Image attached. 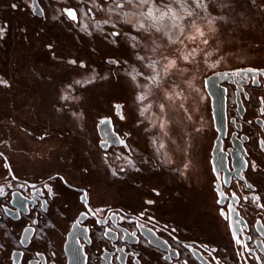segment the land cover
Segmentation results:
<instances>
[{"label":"flooded vegetation","instance_id":"af4514ba","mask_svg":"<svg viewBox=\"0 0 264 264\" xmlns=\"http://www.w3.org/2000/svg\"><path fill=\"white\" fill-rule=\"evenodd\" d=\"M104 2L0 0V28L4 29L0 81L6 82H0V264H264V208L258 206L264 204V151L260 148L264 140V114L260 111L264 55L229 58L205 75L224 71L219 83L224 90V128H216L212 100L205 90L202 152L198 149L192 154L196 145L186 143L189 156L197 157L198 163L189 165V179H179L181 171L174 165L177 182L166 180L156 160L153 170L137 165L131 172L121 165L117 168L125 174L122 177L132 180L124 184L125 179H116L114 196H98L94 195L98 170L79 163L72 170L69 163L60 166L53 162L58 153L70 160L71 139L68 129L55 132L51 119L38 115L34 103L42 80L56 77L63 87L72 71L77 73L75 69H85L92 62L122 65L121 55L128 50L121 41L124 26L112 29L120 34L107 51L88 45L81 33L83 17L100 16ZM124 7L135 9L130 4ZM65 9L73 10L77 19L70 18ZM72 27L79 33H73ZM97 38L90 37L94 42ZM233 72L238 75H231ZM108 88L113 94L103 96V103L100 96L101 101L84 109L96 149L112 159L124 154L149 155V135L130 105L128 88L124 94L116 92L117 84ZM21 103H29L28 108ZM117 105L121 106L119 114ZM102 120L110 123L101 124ZM54 134L62 143L57 150V145H47ZM178 146L179 162L184 146ZM24 158L31 163H24ZM245 161H255L257 170L250 163L245 167ZM73 172L77 175L71 177ZM198 183L201 195L195 197L193 187ZM85 193L87 207L81 200ZM253 196L260 201L254 203ZM89 208L103 211L92 215ZM100 219L107 222L97 223ZM74 223L76 237L68 243Z\"/></svg>","mask_w":264,"mask_h":264},{"label":"rangeland","instance_id":"374dc122","mask_svg":"<svg viewBox=\"0 0 264 264\" xmlns=\"http://www.w3.org/2000/svg\"><path fill=\"white\" fill-rule=\"evenodd\" d=\"M106 1V4L103 3V11L100 16L92 18L85 15L83 17L84 26H80V28L84 29V32L81 33L88 39V45L107 51L108 47L115 46V41H117V38L110 35L112 29L124 26L121 41L128 50H125V53L121 55L122 65L115 67L103 62L99 66L92 62L85 69H75L77 73L72 71L70 81L66 82L63 87L59 85V79L56 77L42 80L43 86L39 89L37 103H34L40 117L51 119L55 132L63 128L69 130L71 158L68 160V156L63 158L62 154L58 153L55 154L53 162L59 163L60 166L69 163L71 169L78 163L88 164L98 170L94 179V195L98 196L103 193L114 196L115 188L112 184L116 183V179H125V182L122 181L124 184H128L132 180L130 176V178L122 177L125 174L118 171L117 168L121 165L131 172L137 165L153 170L156 160L163 168L166 180L177 182L178 178H175L177 177L175 175L178 173L176 172L178 169L181 171L179 179H189L187 174L191 172L189 165L198 163L196 162L197 157L189 156L186 143L190 141L194 146L196 145L194 150L192 149V154L198 149L202 152L200 148L205 138L203 132L206 126L207 96L203 78L208 72L226 64L229 58L240 60L255 55H264V0H204L205 7L203 8H195L193 5L195 12L198 13L196 23L205 31V38L209 40L208 45L202 44L199 38L195 42H191L187 39L189 35L187 30L184 36H181L179 28H173V22L170 19L159 22L160 32H156L154 28H150L148 31H136L133 25L138 22H143L146 25L152 23L151 19L140 15L142 11L147 12L150 5L146 4L142 8L134 10L124 7L123 10L118 9L115 12L109 10V0ZM160 8L161 11L164 10L162 4ZM126 12L127 16H125ZM153 13L156 16L160 15V12L155 9H153ZM178 15L183 16L185 13L181 11ZM209 21L212 23L209 24ZM180 26L183 27L184 22H181ZM210 28L214 31H209ZM72 29V32L79 33L76 28L72 27ZM91 35H97L98 38L95 42L91 41ZM132 36H136L137 39L134 41ZM169 36L172 39L179 38L183 40V43L178 40L176 44H170ZM157 45H159L158 48ZM194 47L197 48L195 59L186 63L183 55H186ZM153 49L156 50L153 51ZM205 52H212L213 55L205 58ZM138 56L148 59L139 60ZM164 56L176 58L177 67L170 69L166 76L163 72L160 73L163 79L160 81L159 87L150 85L142 76H138L135 81L131 79L129 73H131L132 67H135L137 71L142 70L152 75L153 70L148 67V64L152 60H159L162 67L167 63L163 59ZM215 60H219V63L215 67H211L210 65ZM116 83L123 85L124 89L128 88L127 96L130 105L136 110L137 120L149 135L151 152L147 156L136 157L124 154V156H120V159H112L102 155L94 145L92 129L86 125V121L90 123V119L84 117V109L91 104L94 105L96 101H101V97V103H103L105 99L103 96L113 94V90L108 88L109 85ZM138 85L145 87L142 88ZM142 92L146 94L147 99L141 103L137 100V96ZM176 92L181 93L179 98L168 99L169 94ZM26 104L29 103L20 105L27 109L28 107L25 108ZM161 104L165 105L163 112L160 108ZM181 104L183 107L180 106ZM145 107L148 110L141 116L140 112ZM161 119L165 124L163 130L159 126ZM51 143L54 146L57 145L55 150L60 149L62 145L58 142L56 134L47 145ZM160 143L165 145L163 149L159 148ZM180 144L184 146V153L178 162V145ZM40 147L44 149L43 143L40 144ZM23 162L31 163L27 158H24ZM174 165H178L176 170ZM181 165L182 167L179 168ZM183 169L186 170L183 172ZM113 172L117 174L113 175ZM76 175L77 172L70 173L71 177ZM134 179L137 184L138 179ZM193 190L196 191L195 197L201 195V183L194 185Z\"/></svg>","mask_w":264,"mask_h":264},{"label":"snow or ice","instance_id":"6c2138e0","mask_svg":"<svg viewBox=\"0 0 264 264\" xmlns=\"http://www.w3.org/2000/svg\"><path fill=\"white\" fill-rule=\"evenodd\" d=\"M93 4L96 5V0H92ZM125 4H130L132 5L133 8H142L144 5L149 4V8L147 12H141L140 15H143L146 19H151L152 23L146 25L143 22H138L137 24L133 25V27L136 29V31H140V30H144V31H148L150 28H154L156 32H160L161 31V27L159 26V22L163 21L165 19H170L172 20L173 24V28H179L180 31V35L184 36L185 31L187 30L189 35L187 36V39H189L191 42H195L197 40V38L200 39V42L204 45H208L209 40L207 38H205L206 33L205 31L200 28L197 23H196V17L198 16V13L195 12V8H203L205 7L204 4V0H159V2H157V0H109V10L110 11H116L118 9L123 10L124 9V5ZM161 4L164 7V10L161 11ZM193 5H195V8H193ZM13 7H16L15 4H13ZM97 7H99V5H97ZM153 9H155L156 11L160 12L159 16L154 15L153 13ZM67 15L72 18L73 20L77 19L76 17V13L71 10V9H65ZM183 11L185 13V15L180 16L178 15L179 12ZM128 13H125V16H127ZM181 22H184V26L181 27ZM212 21H209V24H211ZM113 27H115V25H113ZM4 29L0 28V35H2ZM209 31H214V29H209ZM194 32V34H193ZM120 33L119 32H112L110 33V35L112 36H118ZM165 35H168V33H165ZM134 41L137 39L136 36H132L131 37ZM183 43V40L178 39H172L171 36H169V43L170 44H176L177 42ZM153 43H155V41H153ZM134 47H136V45H133ZM159 47V45H157V48ZM156 49H153V51H155ZM197 54V48L194 47L190 52H188L186 55H183V59L186 63H190L191 60L195 59V56ZM213 55L212 52H205V58L211 57ZM137 59L139 60H146L148 58L144 57V56H138ZM164 60L167 61L166 64H164L162 67L160 66V61L159 60H152L151 63L148 64V67L151 68L153 70V74L149 75L148 73L144 72V71H137V69L135 67H132V71L131 73H129V75L131 76V79L133 81H135L137 79L138 76H142L144 79H146L150 85H156L157 87L160 86V81L163 79V77L160 75L161 72L164 73V75H168L170 69L176 68L177 67V59L176 58H169L167 56L163 57ZM117 61H111V63H116ZM70 63H76L75 61H70ZM219 63V60H215L212 62V64L210 65L211 67H215V65ZM83 67V65H81ZM248 72H252L253 69H247ZM262 75H264V72L261 73ZM231 75H238L237 72H233L231 73ZM252 79L255 81V77L253 76ZM3 82V81H0ZM6 83V82H3ZM140 87H145L143 85H138ZM208 86V81H205V87ZM181 96V93L176 92L174 94H169L168 95V99H173L175 98H179ZM147 99L146 94H144L143 92L137 96V100L139 102H143ZM260 102L262 104V108L260 109L261 113L264 114V97L260 98ZM181 107H183V104L180 105ZM117 113H120V105H117ZM161 111H164L165 105L161 104L160 105ZM147 107L143 108L140 112V115L143 116L144 113L147 111ZM121 119H124V116L121 114L120 116ZM110 123V121L108 120H102L101 124H108ZM251 123V122H249ZM160 128L163 130L165 127V124L163 122V120L161 119L160 121ZM197 131H199V129H197ZM166 134V133H165ZM128 135L127 133H125V136ZM40 139H43V137H40ZM119 142L121 144L124 143L123 139H120ZM103 143H107V141H104ZM165 147V145L163 143L159 144V148L163 149ZM260 148L262 151H264V140L260 141ZM0 155H3L2 153H0ZM129 163H131V161H129ZM250 163V166L252 168L253 171L257 170V164L255 161H245V167H248ZM5 167H7V164H5ZM187 167V166H186ZM121 171H123V169H121ZM116 172H113V175H116ZM15 178V177H13ZM62 179V178H61ZM45 187H47V185H45ZM247 187L249 189H253V185L252 184H248ZM2 189H0V194H2ZM48 191L51 193V188H48ZM235 196V194H233ZM245 199H248V197H245ZM252 201L254 203H258L260 201V197L259 196H253ZM82 202L85 204V206H88V197H87V193H85L82 197H81ZM149 204L153 203V201H148ZM259 207L264 208V204H259ZM102 209H96L95 211H93L91 208H89V212L92 213V215H97L98 213L102 212ZM230 211H232L230 209ZM223 214V213H222ZM141 215H143V213H141ZM80 216L82 218H87V214L84 212L80 213ZM107 221L104 219H100L97 220V223L99 224H104ZM33 223H36V221H33ZM27 231V229L25 230ZM84 231H88L87 228L84 229ZM237 244L240 243L239 240L236 241ZM185 247H189L188 245H185ZM186 264V262H185Z\"/></svg>","mask_w":264,"mask_h":264},{"label":"water","instance_id":"95a60500","mask_svg":"<svg viewBox=\"0 0 264 264\" xmlns=\"http://www.w3.org/2000/svg\"><path fill=\"white\" fill-rule=\"evenodd\" d=\"M113 61L112 59L109 60V62ZM223 74L224 71H217L214 73H211L204 77V88L208 92V94L211 97L212 100V113L214 116V122L216 128L220 131L222 128H224V90L223 87L220 86V81L223 80ZM208 81V86L205 87V81ZM220 139V135H218L217 140ZM216 140V142H217ZM214 155H216V144L215 148L213 150ZM212 161L214 162V156L212 157ZM215 165V163H214ZM215 170H217L215 168ZM216 189L218 190V194L221 196L219 186H216ZM84 194H82L83 196ZM75 223L72 226V229L70 233L68 234V243H72V241L76 237V232L74 230ZM29 234V232H27Z\"/></svg>","mask_w":264,"mask_h":264},{"label":"trees","instance_id":"16d2710c","mask_svg":"<svg viewBox=\"0 0 264 264\" xmlns=\"http://www.w3.org/2000/svg\"><path fill=\"white\" fill-rule=\"evenodd\" d=\"M117 85H119V88L117 89V93H119V94H124V93H126V89H124V87H123V85H120L119 83H116Z\"/></svg>","mask_w":264,"mask_h":264}]
</instances>
